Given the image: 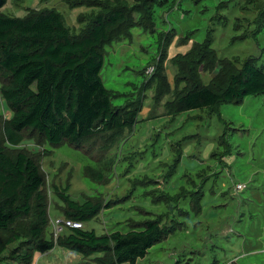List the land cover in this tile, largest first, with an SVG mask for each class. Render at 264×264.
<instances>
[{"label":"rangeland","instance_id":"rangeland-1","mask_svg":"<svg viewBox=\"0 0 264 264\" xmlns=\"http://www.w3.org/2000/svg\"><path fill=\"white\" fill-rule=\"evenodd\" d=\"M115 7H123L127 19L101 44L102 76L115 105L132 100L142 106L140 120L83 149L24 132L19 148L40 164L47 236L65 231H57L55 220L64 219L57 192L68 187L72 199L92 197L104 206L84 223L98 234L126 231L153 216L173 229L135 264H264V94L243 100L242 109L229 103L174 119L163 115L180 92L223 88L229 61L264 70V0H7L0 12L24 17L55 9L78 35ZM3 110L0 98V115L8 114ZM92 155L108 161L103 183L83 174L84 166L96 165ZM8 235L0 230V245ZM89 259L56 247L36 253L30 264Z\"/></svg>","mask_w":264,"mask_h":264},{"label":"trees","instance_id":"trees-1","mask_svg":"<svg viewBox=\"0 0 264 264\" xmlns=\"http://www.w3.org/2000/svg\"><path fill=\"white\" fill-rule=\"evenodd\" d=\"M6 1L0 0V7ZM126 19L125 9L115 7L98 13L87 29L74 35L55 9L29 12L24 17L0 12V98L3 111L8 112L0 115V230L9 233L0 245V264H30L36 253L55 247L80 253L90 258V264H135L173 233L153 216L126 231L98 234L84 223L98 215L102 203L92 197L74 200L65 193L66 187L57 192L64 219L81 225H65L64 232L54 239L48 237V205L40 190V164L19 148L26 130L38 133L53 146L66 143L83 149L97 136L139 122L142 106L133 105L132 100L115 105L102 76L101 44L110 41ZM229 63L223 88L201 85L180 92L167 101L163 115L174 119L187 110L229 103L242 109L243 100L264 94L262 68L251 61H244L239 68ZM93 156L96 165L84 166L83 174L103 183L108 161ZM24 220L26 225L16 227ZM230 264L239 263L232 260Z\"/></svg>","mask_w":264,"mask_h":264},{"label":"built area","instance_id":"built-area-1","mask_svg":"<svg viewBox=\"0 0 264 264\" xmlns=\"http://www.w3.org/2000/svg\"><path fill=\"white\" fill-rule=\"evenodd\" d=\"M238 187L239 188H241V185H238ZM55 223L57 224V231H59L62 227H64L65 225H73V226H80L81 224H78V223H74V222H71V221H69V220H67V219H62V218H60V219H56L55 220Z\"/></svg>","mask_w":264,"mask_h":264},{"label":"crops","instance_id":"crops-1","mask_svg":"<svg viewBox=\"0 0 264 264\" xmlns=\"http://www.w3.org/2000/svg\"><path fill=\"white\" fill-rule=\"evenodd\" d=\"M55 248H56V247H55ZM55 248H53V249H52V250H50V251H53V250H55ZM62 249H63V248H62ZM46 252H47V251H46ZM41 254L43 255V254H45V252H44V253H41Z\"/></svg>","mask_w":264,"mask_h":264}]
</instances>
